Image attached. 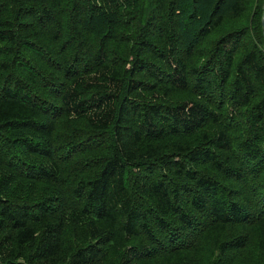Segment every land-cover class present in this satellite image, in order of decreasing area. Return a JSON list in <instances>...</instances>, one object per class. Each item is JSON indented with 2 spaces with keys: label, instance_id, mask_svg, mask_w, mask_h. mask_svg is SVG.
Returning a JSON list of instances; mask_svg holds the SVG:
<instances>
[{
  "label": "trees",
  "instance_id": "16d2710c",
  "mask_svg": "<svg viewBox=\"0 0 264 264\" xmlns=\"http://www.w3.org/2000/svg\"><path fill=\"white\" fill-rule=\"evenodd\" d=\"M263 4L0 0V264H264Z\"/></svg>",
  "mask_w": 264,
  "mask_h": 264
},
{
  "label": "water",
  "instance_id": "95a60500",
  "mask_svg": "<svg viewBox=\"0 0 264 264\" xmlns=\"http://www.w3.org/2000/svg\"><path fill=\"white\" fill-rule=\"evenodd\" d=\"M263 12H264V4H263ZM263 33H264V23H263Z\"/></svg>",
  "mask_w": 264,
  "mask_h": 264
},
{
  "label": "bare ground",
  "instance_id": "6f19581e",
  "mask_svg": "<svg viewBox=\"0 0 264 264\" xmlns=\"http://www.w3.org/2000/svg\"><path fill=\"white\" fill-rule=\"evenodd\" d=\"M74 174V173H73ZM76 181V180H75ZM67 184V183H66ZM84 203V202H83ZM245 205V204H244ZM97 211V210H96ZM99 219V218H98ZM58 256V255H57Z\"/></svg>",
  "mask_w": 264,
  "mask_h": 264
}]
</instances>
